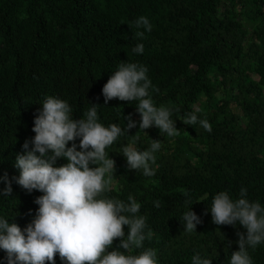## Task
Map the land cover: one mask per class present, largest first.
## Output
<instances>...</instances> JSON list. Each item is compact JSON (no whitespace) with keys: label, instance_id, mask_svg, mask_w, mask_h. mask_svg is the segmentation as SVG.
<instances>
[{"label":"trees","instance_id":"1","mask_svg":"<svg viewBox=\"0 0 264 264\" xmlns=\"http://www.w3.org/2000/svg\"><path fill=\"white\" fill-rule=\"evenodd\" d=\"M115 182L122 246L82 208ZM81 234L88 264H264V0H0V264Z\"/></svg>","mask_w":264,"mask_h":264},{"label":"clouds","instance_id":"2","mask_svg":"<svg viewBox=\"0 0 264 264\" xmlns=\"http://www.w3.org/2000/svg\"><path fill=\"white\" fill-rule=\"evenodd\" d=\"M94 157V156H93ZM94 159H98L101 161V158L97 155ZM67 173L70 175L69 170L67 169ZM72 175V174H71ZM104 175V174H103ZM108 176L104 175V179ZM72 178L75 181H78L81 185L87 186L88 183L92 182L93 184L98 180H104L100 176L96 179H79L72 175ZM121 187V184L115 182L110 187H106L102 190V200H94V199H84V204L82 208L89 209L92 206H96L100 209V211L105 212L107 214V220L103 222L101 227L100 237L102 240L108 241L110 244L115 246H122L126 244L130 240L128 226L134 219L141 218L143 214L140 211H137L133 206L125 207L123 200L115 197L113 195H108L105 191L111 192L112 189ZM156 232H152L149 236L154 237ZM146 241V240H145ZM149 241V240H148ZM150 242V241H149ZM145 243V242H144ZM75 246H81L75 249V253L78 257L79 264H88L91 252L95 247L98 246L96 240H90L85 235H79L77 243ZM143 252L145 256H151L152 260L155 264H163L155 260V257L158 256L157 249L152 247L143 248ZM74 254V251L70 252V256L73 258L75 264H77V257ZM171 261L167 260L166 264H170Z\"/></svg>","mask_w":264,"mask_h":264}]
</instances>
